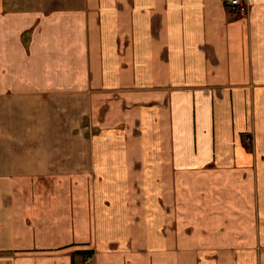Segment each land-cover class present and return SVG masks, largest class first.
Returning a JSON list of instances; mask_svg holds the SVG:
<instances>
[{"label": "crops", "instance_id": "1", "mask_svg": "<svg viewBox=\"0 0 264 264\" xmlns=\"http://www.w3.org/2000/svg\"><path fill=\"white\" fill-rule=\"evenodd\" d=\"M224 4L0 0V264H264V0Z\"/></svg>", "mask_w": 264, "mask_h": 264}, {"label": "built area", "instance_id": "2", "mask_svg": "<svg viewBox=\"0 0 264 264\" xmlns=\"http://www.w3.org/2000/svg\"><path fill=\"white\" fill-rule=\"evenodd\" d=\"M250 0H225V5L232 13H238L243 15L247 12L250 6ZM83 264H89L88 260H85Z\"/></svg>", "mask_w": 264, "mask_h": 264}, {"label": "rangeland", "instance_id": "3", "mask_svg": "<svg viewBox=\"0 0 264 264\" xmlns=\"http://www.w3.org/2000/svg\"><path fill=\"white\" fill-rule=\"evenodd\" d=\"M224 2H225V0H224ZM253 0H250V6L248 7V10H247V12L245 13V14H241V15H239L238 13H232L231 11H229L231 14H233L234 15V18H244V17H247V15H249V12H250V10H251V8H252V6H253ZM225 5V4H224ZM226 6V5H225ZM226 8H227V6H226ZM227 10H229L228 8H227ZM83 124V123H82ZM76 136V135H75ZM90 138V136L89 135H87L86 137H84V140L83 141H87V139H89ZM77 142L78 143H80L78 140H76L75 139V144H77ZM90 259V256H88L85 260H89ZM85 260H83V263L85 262ZM82 263V264H83Z\"/></svg>", "mask_w": 264, "mask_h": 264}]
</instances>
